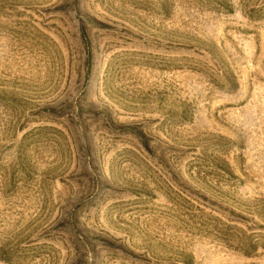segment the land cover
I'll return each instance as SVG.
<instances>
[{"label":"rangeland","instance_id":"1","mask_svg":"<svg viewBox=\"0 0 264 264\" xmlns=\"http://www.w3.org/2000/svg\"><path fill=\"white\" fill-rule=\"evenodd\" d=\"M0 264H264V0H0Z\"/></svg>","mask_w":264,"mask_h":264},{"label":"trees","instance_id":"2","mask_svg":"<svg viewBox=\"0 0 264 264\" xmlns=\"http://www.w3.org/2000/svg\"><path fill=\"white\" fill-rule=\"evenodd\" d=\"M83 35V34H82ZM90 56H89V52H87V62H89V58Z\"/></svg>","mask_w":264,"mask_h":264}]
</instances>
